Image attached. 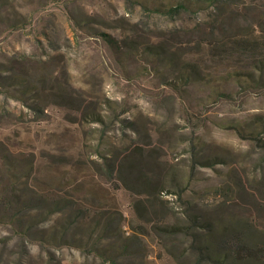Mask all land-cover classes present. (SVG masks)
Listing matches in <instances>:
<instances>
[{
	"label": "rangeland",
	"instance_id": "rangeland-1",
	"mask_svg": "<svg viewBox=\"0 0 264 264\" xmlns=\"http://www.w3.org/2000/svg\"><path fill=\"white\" fill-rule=\"evenodd\" d=\"M169 1L0 0V73L32 91L0 84V264H223L222 240L264 246V147L232 128L264 139V43L223 62L201 47L264 32V0L148 9Z\"/></svg>",
	"mask_w": 264,
	"mask_h": 264
},
{
	"label": "trees",
	"instance_id": "trees-1",
	"mask_svg": "<svg viewBox=\"0 0 264 264\" xmlns=\"http://www.w3.org/2000/svg\"><path fill=\"white\" fill-rule=\"evenodd\" d=\"M227 1H230V0H177L174 2L169 1L167 5L158 4L154 7L151 6V7H148V9L150 8L151 10H154L155 12L160 13L162 15L174 17L177 14H179L181 11L197 9L198 5L206 4L208 6L215 7L219 2H227ZM99 35L112 48H114L115 50L119 49V45L117 44L116 40L113 39L110 35L104 32H100ZM258 40H261V43H264V32L262 31L259 32V34L252 37V39H241L237 37V38H227L225 41L211 40V42H209L208 44H206L205 42L202 43L201 47L206 46L207 51L209 50L210 52L212 51L211 55L214 58L220 57L221 58L220 61L223 62L229 59L234 54V52H231L232 49L239 48V47H241L238 49L239 54L243 52V54H250L252 56H257V54L252 53L250 49L252 51H257V49L260 48V46H262L257 42ZM150 50L151 49H149V51ZM143 54L158 58L160 53L159 52L152 53V51L150 52L144 51ZM213 60H214V63L219 62L215 59ZM197 70H198L197 63L192 62V61H184L181 64V67L179 70V75L177 77L178 81L183 80V85L188 84L189 81H191L192 75L198 72ZM0 84L6 87H9L10 85V86H13L14 88L15 87L17 88L19 86L18 88L21 94H28L32 92L31 89H28V87H26L27 85H25V83L20 79L18 75H1L0 73ZM169 86L175 88L176 90L180 88V86L177 85L176 79L170 80ZM57 87H58V92L60 96H63L62 92L64 89V85L58 82ZM95 120H99V119H95ZM252 123H256L257 125L261 127V125L264 124V120H261V119H258L255 121L252 120ZM232 128L235 130L236 134L239 135L241 138L252 139L256 141L257 143H259L260 146L264 147V139L261 137H258V134H259L258 131L256 132L252 130H245L242 127H236V126L235 127L232 126ZM106 172L111 173V170L107 168ZM12 201L14 202L13 203L14 206H17L19 202L24 204L23 201H19L17 198H15ZM55 203L57 202H53L51 203V205H49L50 209L49 211L45 213L46 216L51 215L52 213L57 211L56 209L57 206L54 205ZM190 222L192 225H194L193 221H190ZM49 237L52 239V236H49ZM222 244L225 245V246L223 245V247L227 248V252L228 253L230 252V255L232 256L234 260V261H228V262L223 261V264H237V262H242V261L249 260V259L250 260L252 259L260 260L264 258V246H251L237 238L231 241L230 245H227L224 240H222Z\"/></svg>",
	"mask_w": 264,
	"mask_h": 264
}]
</instances>
